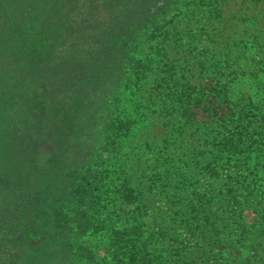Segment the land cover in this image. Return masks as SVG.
<instances>
[{
  "label": "rangeland",
  "instance_id": "rangeland-1",
  "mask_svg": "<svg viewBox=\"0 0 264 264\" xmlns=\"http://www.w3.org/2000/svg\"><path fill=\"white\" fill-rule=\"evenodd\" d=\"M138 2L113 0V31L117 22H132ZM156 2L153 19L131 43V54L140 55L146 70L140 78L128 71L116 84L113 72L107 80L106 71L116 60V48L99 77L91 80L81 76L89 66L76 58L86 46L91 51V39L104 38L96 26L107 13L97 10L83 19L78 12L86 13V7L74 11L70 22L81 28V35L60 50L77 62L51 72L55 82L39 97L38 119L28 132L33 135L12 156L26 160L25 152H33L29 176L17 191L28 193L24 201L30 191L36 194L34 209L48 211L50 218L40 226H24L23 211L6 214L0 249L14 257L7 263V254V264H136L132 254L139 248L152 264H264V144L244 153L251 168L239 186V214L230 219L223 212L224 198L239 178L226 160H220L214 174L195 159L210 155L217 131L197 123L202 112L196 122H187L171 101V92L201 93L215 86L229 89L235 108L245 106L255 114L262 110L264 0ZM63 38L54 40L56 46ZM211 74L227 86H217L207 78ZM117 116L125 123L114 139L107 126ZM258 117L250 126L255 135L264 126ZM199 193L216 199L193 212ZM6 205H12L11 197L3 193L0 209ZM211 215L212 220L218 217L219 232L210 228ZM227 218L233 224L230 231ZM116 230L127 238L124 252L117 248ZM13 239L16 246L9 242Z\"/></svg>",
  "mask_w": 264,
  "mask_h": 264
},
{
  "label": "trees",
  "instance_id": "trees-1",
  "mask_svg": "<svg viewBox=\"0 0 264 264\" xmlns=\"http://www.w3.org/2000/svg\"><path fill=\"white\" fill-rule=\"evenodd\" d=\"M87 1L90 6L89 10L87 9ZM156 3V0H139L134 10L132 22H117L119 28L113 31L112 28L115 27L116 23L110 25L113 19L109 18L114 11L113 0H0V195L6 193L11 197L12 204L0 209V235L6 229L4 223L8 222L6 214H17L19 211H23L25 213L23 215L24 226H40L41 223L50 218L48 211L38 213V210L34 209L38 202L36 194H32L30 191L29 200L24 201L23 198L28 193L17 191L18 184L29 176L27 171L30 168L27 169V165L34 159L33 152L30 150L25 152L26 160L22 156L20 158L12 156L15 152L14 149L21 148L20 143L22 144L25 139L33 135L28 132L33 129L32 125L36 124L35 121L38 119L35 108L41 105L39 97L48 94L50 87L55 82L50 80V76L53 78L51 72L58 74L60 68L65 64L77 62L71 56L70 58L62 55L60 50L65 46V43H72L76 37L81 35V28L72 25L70 22L72 16L76 14L74 11L86 7V13L78 12L83 19L87 13L94 14L97 10L107 13V19H101L103 21L101 25L96 24V30L102 31L103 33L100 35L104 38L102 40L98 37L91 39V51L87 53L86 48L88 46H86V48L84 47L86 54L79 51L76 58L84 59L85 64L89 66L88 69L82 71L81 76L91 80L92 77H99L104 66L108 64L107 60L111 54V48H116V60L112 64L109 63V67L112 68L106 70L108 71L107 80L112 71L115 76L113 83L116 84L119 83V79L124 78L128 71H134L135 76L140 78L146 70L147 66L139 58L140 55L133 56L131 54V43L137 39L138 31L153 19L155 15V8L153 7ZM125 7L128 8V5ZM116 18L119 19V14ZM60 35H64L61 41L66 40L56 46L54 40ZM71 46L72 44L68 48L71 49ZM53 62L55 63L54 67ZM93 63L95 65H92ZM129 65H132L133 68H128ZM217 70L219 69L217 68ZM211 75L207 78L212 79L211 81L215 80L217 86L223 85L224 88L227 86L221 76ZM211 84H209V88H211ZM97 88L101 90L102 86ZM40 89L42 91L39 93ZM205 91L199 93L192 89H186L178 92L177 95L175 92H171V101L173 104L177 103L176 110L187 122L192 120L196 122L202 112V121L197 123L205 129L214 126L212 130L217 131L218 135L214 138L209 150L210 155H197L195 159L198 167L210 170L214 174L218 173L220 160H226V163L231 167L230 171L239 178L236 182L229 184L224 198L225 210L223 212L232 219L239 214V186L244 184L245 179H248L247 174L251 168L243 160L244 153L250 149H257L260 143L264 144V126H261L257 135L254 132L251 133L250 128V126H254L255 120L259 119L258 116L264 119V105L262 110L255 114L245 106L235 108L231 101L229 89L223 92L214 86ZM101 100L107 102L109 99L101 98ZM123 120L117 116V121L107 126L111 131L109 135L114 136V139L124 129L125 122ZM26 128L27 130H24ZM180 128L182 126H179ZM207 160L209 162L202 165ZM253 169L258 171L257 167ZM73 171L75 170L69 173L71 174ZM255 175L257 176V174ZM22 186L26 189L30 188L25 184ZM9 188L10 194L6 190ZM123 197L127 198L126 195ZM215 199L213 196L208 197L199 193L196 197V207L192 211H201L204 205L210 206ZM214 213L218 216L220 212ZM212 216H209L208 219L211 221L210 228L212 231L219 232L218 217L216 216V219L212 220ZM229 218L226 219V222L230 231L233 229V224L230 223ZM34 233L35 230H32L27 235L32 236ZM115 238L119 242L116 244L117 248L119 249L120 245L121 251H126L128 249L127 238L123 232L116 230ZM9 242L16 246L14 239L9 240ZM217 242H220L218 238ZM1 245L3 244L0 243V248ZM142 250L143 248H139L138 251L133 252L135 254H132V261L136 264H152ZM7 254L10 258L7 263L12 262L14 260L13 254L8 250L0 249V261L4 264H7Z\"/></svg>",
  "mask_w": 264,
  "mask_h": 264
}]
</instances>
